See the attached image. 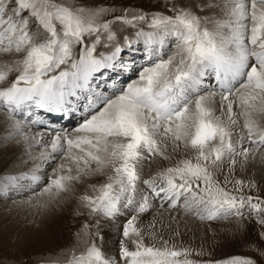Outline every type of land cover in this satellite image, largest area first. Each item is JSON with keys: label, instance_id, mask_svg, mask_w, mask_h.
<instances>
[{"label": "snow or ice", "instance_id": "snow-or-ice-1", "mask_svg": "<svg viewBox=\"0 0 264 264\" xmlns=\"http://www.w3.org/2000/svg\"><path fill=\"white\" fill-rule=\"evenodd\" d=\"M166 11L108 0H0V141L15 140L39 161L12 173L15 154H6L0 198L31 192L14 203L46 209L75 183L104 177L88 185L94 195L79 196L74 215L83 222L72 244L19 259L0 250V264H264V198L244 194L255 181L232 179L237 165L264 164V0H167ZM125 51L142 52L145 63L117 87L121 74L136 70ZM74 116L80 122L71 131L54 127ZM181 147L194 157L142 179L149 157L170 159L169 148ZM57 154L61 162L45 179L42 165ZM157 204L202 221L234 218L236 232L250 216L262 230L244 241L249 255L194 260L191 249L162 237L160 246L145 243L155 222L137 225ZM122 216L110 253L111 234L100 225Z\"/></svg>", "mask_w": 264, "mask_h": 264}, {"label": "rangeland", "instance_id": "rangeland-1", "mask_svg": "<svg viewBox=\"0 0 264 264\" xmlns=\"http://www.w3.org/2000/svg\"><path fill=\"white\" fill-rule=\"evenodd\" d=\"M108 2L115 3L117 6L133 5L136 7H141L146 11L158 9L161 11H165L166 14L169 15L171 14L166 11L167 0H108ZM125 34L131 35L132 30L129 29L127 33H121L120 34L121 39ZM172 41L174 40L169 41L170 45L175 43V41L174 42ZM174 51L175 48L171 46L168 47L165 50V58H167L168 55H171ZM131 53L132 51H125L123 53L122 59L128 60L125 58L126 57L128 58L129 54ZM136 54L137 57H135L134 59L136 70L130 71L129 76L121 80L120 86H126L127 83L136 79V77L138 76L139 67L143 65L145 61L143 59L142 52ZM78 119L79 117H77V120ZM73 122L71 125L67 127L65 126L63 128L71 131L77 126L73 124ZM32 129L37 130L40 128L33 127ZM36 149L38 148L36 147ZM39 149H41V147H39ZM193 157H194V153L187 158H193ZM150 158L151 157H149L148 160L146 161L147 163L150 162ZM60 162H61L60 155L57 154L55 162L52 163L51 165H46L45 168H43V170L41 171L42 175L41 174L40 175L43 176L45 179H47V173H51L52 168H54L56 164ZM177 162L178 161H174L173 163H170L166 167L173 166ZM261 166L262 165H258L256 167L258 168V171H255L254 169H250V172L249 171L246 172V175L235 173L234 176L232 177V179L243 180L246 185L250 180L255 181L257 185L256 188L250 189L248 187H244L243 192L245 195L260 196L261 198H264V164L262 169ZM166 167L165 166L161 167L160 170H163ZM17 169H19L18 165H16L15 169H12L11 172L17 173ZM225 170L226 169H221L215 173L216 178L221 182L224 179L223 173ZM144 171L146 172V170ZM97 178L100 177L99 176L88 177L86 181L87 182L93 181L96 180ZM94 184H99V183H94ZM75 185L76 187H80L81 189H83L85 183H75ZM40 187H43V184H41ZM39 190H40L39 188H36L37 192ZM85 192H87L89 195L95 194L92 189L90 191H84V192L81 191L80 195H78V197L75 199L77 201L73 204L72 208H70L69 205L66 207L65 210H63L64 211L63 213L65 214L66 212V214L63 223L58 228V231L53 233L52 236H48L47 234L46 235L47 239L44 238L42 243L40 242L37 243L34 241L35 237L37 236V232L41 227L38 226L40 223H42V225L45 226L52 225V223L51 224L48 223V220L55 211L54 210L55 207L51 208L55 201H53V203L51 202L46 209L38 210L36 208L20 206L14 203V201L26 200L28 196L31 195V192L17 196H10V198L4 200V202L7 201V203H4V205H0V250H2L3 253L7 256H11L19 259L24 256H29L32 253L45 252L47 250H56L66 245L72 244L75 240L74 233L77 231L79 224L83 222V217H77L73 214L79 206V196L83 195ZM61 196H68V193H62ZM0 199H4V198H0ZM157 209H161L158 204L150 211V213L152 214V212ZM176 211L188 217H190L191 215L190 218L193 217L197 220H200L193 213L185 212L182 208ZM246 215H248L247 212ZM124 218L125 217L122 216L116 219L115 221H113V223L117 222L116 223L117 234H118L117 238L120 237V232L122 231L121 227L125 222V221L122 222ZM206 221L207 220H203L201 223H207ZM214 221L217 222V224L202 225L200 226V229H196L193 232H191L192 235H194V237L188 238L186 241H182L181 243H169V246H175L178 249H183V248L191 249L193 251V255L190 257V259H194V260H201V259L215 260V259H224L231 255L250 254L242 247V245L245 240H256L257 233L262 230L261 226L257 224L255 218L249 216V218L242 225H239L240 227L239 232H236L237 224L234 218L228 220L218 219ZM214 221H211V223ZM119 226H121L120 229ZM100 232L103 233L101 230ZM97 243L100 244L101 241L97 239ZM151 244L160 246L161 239L160 241L158 240ZM199 251H202L204 255L203 256L195 255V253Z\"/></svg>", "mask_w": 264, "mask_h": 264}, {"label": "bare ground", "instance_id": "bare-ground-1", "mask_svg": "<svg viewBox=\"0 0 264 264\" xmlns=\"http://www.w3.org/2000/svg\"><path fill=\"white\" fill-rule=\"evenodd\" d=\"M187 0H185V3ZM174 42V41H172ZM139 52H132L129 54L128 58L125 59L128 60H134L135 57H137V54ZM145 63V62H144ZM143 63V64H144ZM130 72V71H129ZM129 72L121 74L119 78V83L117 84V87L121 85V80L123 77H126ZM216 108V115H220L219 110V98L217 97L215 104L213 105ZM237 111L239 109H236ZM78 116H74L71 119H64V122L61 124L58 120L55 122L54 127L61 128L65 125L69 126L70 123L73 122V124H77L80 120H77ZM4 113L0 112V134L3 133V124H4ZM258 119H260L258 117ZM60 120V119H59ZM261 122L264 123V119H261ZM242 123V121H241ZM32 132L37 131H44V129H31ZM54 135V133H52ZM237 137H233L235 140ZM16 139H19L17 137ZM50 140V137H48ZM33 148L32 155H38V153L42 150ZM169 155L170 159H164L162 157H151L150 162L147 163L146 161L143 164V171H142V179H148L151 176H153L157 171H160L161 167H166L170 163H173L174 161H179L180 159L187 158L191 156L193 153L190 151H185L182 147L177 152L173 153L171 151V148H169ZM15 154V158L11 160V162L8 165V168L6 171L11 172L12 169H15L16 165H18L19 169H17V173L21 171H26L28 168H31L35 163H38L39 161L32 160L29 158L28 154L25 152L23 145H17L15 143V140H12L10 142L4 143L3 141H0V160L6 158V154ZM26 162V163H25ZM258 165H262L261 169L263 167V164L260 162L259 158H257L254 162H252L246 169H241L239 165L236 166L235 173L236 174H245L246 172H250V169H254L255 171H258V168H256ZM46 165H42V169L45 168ZM249 169V170H248ZM146 170V172L144 171ZM261 171V170H259ZM13 173V172H12ZM39 174L42 175V172ZM50 173H47V175ZM100 178H97L93 181H85L84 188L81 189L80 187H76V185H73V191L68 193V196H60V198L54 202L51 208H54L53 215L49 218L48 223H52L50 226L42 225V223L39 224L38 227H40L39 231L37 232V236L35 237V242L42 243L44 238L47 239L46 235L52 236L53 233L58 231V228L63 223L65 214L63 213L67 206L70 205V208H72L73 204L77 201L75 200L78 195H80L81 191H90L91 188L88 187V185L94 184V183H102L104 182V177L99 176ZM94 179V177H93ZM100 179V180H99ZM82 186V185H81ZM22 195V194H21ZM11 196H17V195H11ZM4 200L7 199H0V205H4V203H7V201L4 202ZM53 203V202H52ZM71 210V209H70ZM68 211V210H67ZM182 212V211H181ZM71 214V213H70ZM74 215V214H73ZM193 215V214H192ZM67 216V215H66ZM191 217V215H190ZM182 213H178L177 211H168L167 206L163 209H157L152 212V214L149 212L146 214L142 220L138 223V227H145L150 222H155V228L154 229H147L145 228V234H144V241L147 244H151L155 241H160V238L162 237L164 240H167L169 243H181L182 241H186L188 238L194 237L191 232H193L196 229H200V226L202 225H215L217 222H210L206 221L207 223H201L202 221L197 220L195 218H190ZM69 218V217H67ZM126 217L122 220L125 221ZM46 221V220H45ZM220 222V221H219ZM65 223V222H64ZM117 223V222H116ZM116 223H113V221H103L100 225V230L103 233H110L111 237L109 240H106L104 242V247L106 251L110 253H115L118 250V241L119 237L117 238V226ZM121 226H119L120 229ZM122 228V227H121ZM118 229V230H119ZM60 230V229H59ZM154 231L157 233L155 237H152L148 235V232ZM129 247L132 248L131 243H129Z\"/></svg>", "mask_w": 264, "mask_h": 264}]
</instances>
